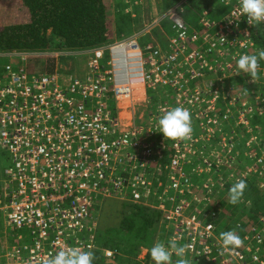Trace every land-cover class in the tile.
I'll use <instances>...</instances> for the list:
<instances>
[{
	"label": "built area",
	"instance_id": "built-area-1",
	"mask_svg": "<svg viewBox=\"0 0 264 264\" xmlns=\"http://www.w3.org/2000/svg\"><path fill=\"white\" fill-rule=\"evenodd\" d=\"M123 1L132 18L136 17L133 11L146 2ZM189 1L172 0L153 21L102 48L75 55L0 52V153L9 163L0 181V264H48L69 248L93 252L91 237L97 224L92 211L108 201L157 211L196 264H228L230 260L245 264L239 252L223 249L212 224L187 215V195H194V201L193 175L210 171L207 161L213 162L214 154L209 144L221 123L236 121L246 126L249 113L263 110L257 100L245 97L234 109L226 108L225 115H210L217 111L219 92L232 90L231 80L246 75H237L239 55L258 56L256 28L264 29V24L249 25L239 13L238 0H219L226 8L219 21L210 22L204 12L198 17L199 27L188 30L183 15ZM165 21L170 33L161 26ZM156 31L149 43L144 41ZM68 56L86 59L84 76L57 68L60 57ZM38 58L54 59V72L33 71L30 66ZM256 76L264 77V59L258 60ZM249 82L258 81L251 78ZM139 87L148 89L150 95L135 100L134 91ZM233 102L231 97L229 105ZM177 106H186L192 125L196 123V130L206 132L204 144H198L195 134L170 143L158 133L159 117ZM196 117L204 123L193 120ZM219 137L223 146L233 149L237 140ZM255 138L249 137L246 145H258ZM261 145L258 153L262 157L264 143ZM169 151L174 156L164 166ZM216 163L229 171L226 181H232V173L238 171L236 159ZM260 170L254 165L241 175L253 173L260 179L257 183H263L264 169L260 166ZM159 174L163 175L161 183L156 180ZM210 182L216 194L220 187L225 188L220 174ZM209 202L203 198V207ZM8 227L27 233L23 248L21 244L7 246ZM261 234L255 236L258 245ZM212 238L214 244H209ZM103 252L113 260L112 250ZM250 264H264V254L252 256Z\"/></svg>",
	"mask_w": 264,
	"mask_h": 264
},
{
	"label": "trees",
	"instance_id": "trees-1",
	"mask_svg": "<svg viewBox=\"0 0 264 264\" xmlns=\"http://www.w3.org/2000/svg\"><path fill=\"white\" fill-rule=\"evenodd\" d=\"M5 1L13 0H0V5ZM171 1L162 0L163 12L172 4ZM145 5H147L146 13L141 11V8L136 9L133 11L136 17L132 18V12L125 9L126 5L123 0H14L13 9L11 8L4 14L7 19L8 17L12 19L13 23L0 30V52H59L75 55L102 48L115 40L127 38L134 30H139L143 24L153 21L160 15V12H156L155 4H153L152 10H149L147 0ZM190 6L189 9L186 8L183 15L185 27L188 30L198 28L195 27L197 18L204 12H207L205 18L212 23L219 21L226 14V8L217 0H193ZM4 16L1 17L2 20ZM22 19H28V22L21 23ZM256 30L255 41L261 51L264 50V29L258 27ZM171 34H173L172 31ZM62 58L66 57H60V59ZM33 61L35 63L30 66L33 71L50 74L56 68V61L52 58L47 60L38 58ZM253 78H256L258 82L250 83L251 77L247 75L233 78L231 80V83L234 84L233 89L219 92L221 98L217 105V111L210 115L216 117L225 115L226 108L234 109L245 97L248 101L257 100L263 110L249 113L246 116V126L239 125L236 121L221 123L220 130L225 126L224 136H232L237 141L233 145V149L229 150L228 146H223L222 138L217 136L220 131L215 133L217 135L213 140H210L209 144L210 152L214 154V161L210 162V158L207 161L210 171L196 172L193 175L191 188L197 189L195 200L191 201L194 195H187V200L190 203L187 215L199 218L205 224H212L213 235L220 243V234L229 230L235 231L241 238L242 245L231 251L239 252L243 256L245 264H250L252 256L262 257L264 254V188H261L264 185V179L260 184L255 182L256 177L253 173H250V176L241 175L245 172L244 170H248L254 165L258 172H262L258 163L261 157L258 150L264 143V77ZM256 90L259 92L254 96L252 91ZM237 95H240L241 98H238ZM231 97L234 102L229 105ZM152 99L155 103L158 102L157 98L152 97ZM199 114L200 111L197 115ZM193 120L197 123H204L198 117ZM192 134H195L194 138L198 144L206 142L204 130H194L192 126ZM252 135L259 143L247 146L246 142ZM167 142L173 143L170 140ZM169 155L170 152L167 153L168 157ZM168 157L162 163L164 166L168 162ZM225 159H236L237 162L235 169L238 171L232 173V181H226L229 171L222 169L223 166L216 163ZM198 162L199 160H196V164ZM219 174L226 183L223 191L218 190V194H216L215 189H210V179L217 180ZM239 175H241L240 180L243 179L247 187L242 200L238 204L232 205L228 200V191L234 184L236 176ZM203 198L210 199L206 207H203ZM104 204L110 206L111 209L102 214V218L104 216L107 220L99 222L100 224L97 225L91 237L95 245L92 252L94 254L93 264H153L149 251L143 258H140L141 249L149 250L156 242L167 243L170 239H174V229L166 228L163 225L164 222L157 211L116 201L102 203V205ZM261 231L262 243L258 245L255 242V236ZM213 241L212 238L208 243L211 244ZM177 245L181 246L179 243ZM104 249L113 251V260L105 257ZM187 257L192 261V264H196L188 254ZM176 259L173 255V264ZM235 262L230 260L228 264H236ZM202 264L213 263L202 261Z\"/></svg>",
	"mask_w": 264,
	"mask_h": 264
},
{
	"label": "clouds",
	"instance_id": "clouds-1",
	"mask_svg": "<svg viewBox=\"0 0 264 264\" xmlns=\"http://www.w3.org/2000/svg\"><path fill=\"white\" fill-rule=\"evenodd\" d=\"M238 8L240 15L245 17L249 25L256 27L264 24V0H238ZM259 59H264V50L259 51L258 56L240 54L236 61L237 75L244 73L251 78L256 77ZM157 129L164 140L175 142L189 139L192 134L189 110L180 106L170 108L159 117ZM246 187L243 179L235 182L228 191L229 203L238 204L244 196ZM220 240L226 251L239 248L243 243L232 230L222 232ZM148 251L153 264H173V255L177 258L175 264H192L187 257L186 247L178 246L175 239H170L167 243L156 242ZM93 260L94 254L91 251L69 248L66 251L61 250L48 264H93Z\"/></svg>",
	"mask_w": 264,
	"mask_h": 264
},
{
	"label": "rangeland",
	"instance_id": "rangeland-1",
	"mask_svg": "<svg viewBox=\"0 0 264 264\" xmlns=\"http://www.w3.org/2000/svg\"><path fill=\"white\" fill-rule=\"evenodd\" d=\"M218 1V3L219 4H221L220 3V1L219 0H217ZM14 6V0L13 1H5V2H1V5H0V30H1V28L2 27H5V26H7V25H10L11 23H13V21H12V19H10L9 17H8V19H7V17L6 16H4V14L5 13H7V12H9L10 11V9L12 8ZM13 9V8H12ZM11 13V12H10ZM10 13H9V15H10ZM2 16H4L3 17V20L1 19V17ZM26 22H28V19H22V21H21V23H26ZM197 22V21H196ZM162 28L167 32V33H170V26H169V24H168V22L167 21H165V22H163L162 23ZM157 32L158 31H156V32H154V33H152L151 35H149V36H146L145 38H144V41L145 42H147V43H149L150 42V38L151 37H154V36H156L157 35ZM219 61H221V60H218L217 59V62H219ZM217 62H214L213 64H216ZM2 63H4V61H2ZM225 63V61H222V64H224ZM63 67V68H67V69H70V71H71V73L72 74H74L75 76H84L85 74H86V70H87V68H86V59L85 58H80V57H78V58H74V57H66L65 59H59L58 60V69L60 70L61 69V66ZM259 92V91H258ZM261 92V91H260ZM253 94V93H252ZM254 96H255V94H253ZM184 107H186V106H183V108ZM194 124H196V123H193V129L194 130H196V126H197V124L196 125H194ZM225 128V126H223L222 128H221V130H220V133L218 134V137L220 136V134H222V135H224L225 133L223 132V129ZM252 144H255V142H253ZM200 152H203V151H201V150H199ZM263 152V151H262ZM168 156L166 155L165 156V158H167ZM262 158V163L260 164V166L262 167V169H264V156H262L261 157ZM188 161H189V165L186 167V170H188L189 171V167L191 166V161H190V159H187ZM8 162H6V158H5V155L4 154H1L0 153V181L3 179V177H4V174H3V170L5 169V168H7V166H8ZM225 170H227V169H225ZM240 170H241V167H240ZM244 171H246V170H244ZM160 176H162L163 177V175H161V174H159V175H157L156 176V180L158 181V183H161V182H163L162 180V177H160ZM260 179H258V178H255V182L257 183L258 181H259ZM0 184H2L1 182H0ZM260 184H262V183H260ZM261 188H264V185H262L261 186ZM218 190H220V191H223L222 190V187H220ZM218 194V193H217ZM194 200H195V198H194ZM197 203L198 202H200V201H196ZM106 204H104V205H101V204H99V205H97L96 206V208H94V210L92 211V216L94 217L93 219H94V221L96 222V224L98 225V224H100V223H102V221L104 220H107L106 218H104V216H103V218H102V214H104L105 212H108L110 209H111V207L110 206H106ZM97 207H98V209H97ZM162 220V219H161ZM100 222V223H99ZM164 225V224H163ZM10 228L11 227H8L7 229H6V231H9L8 232V234H7V238H6V244H7V246L8 247H11V246H13V245H20V247L21 248H23L24 247V245L26 244V240L28 241V239H27V233L24 231V230H22L21 232L20 231H16V230H14V231H11L10 230ZM20 238V239H19ZM181 246H182V244H181ZM142 251H141V254L142 255H140L141 257L140 258H143L144 256H145V254L147 253V251H148V249H145V248H143V249H141ZM1 264H5V262L4 261H2L1 262Z\"/></svg>",
	"mask_w": 264,
	"mask_h": 264
},
{
	"label": "crops",
	"instance_id": "crops-1",
	"mask_svg": "<svg viewBox=\"0 0 264 264\" xmlns=\"http://www.w3.org/2000/svg\"><path fill=\"white\" fill-rule=\"evenodd\" d=\"M148 1V5H149V10H152L153 9V4H155V6H156V12H162V8H161V5H162V0H147ZM151 1H153L154 3H152ZM193 0H190L189 1V3L187 4V9H189L191 6H190V3L192 2ZM170 7V6H169ZM145 8V9H144ZM146 8H147V5H145L142 9H140L141 11H145V13H146ZM186 9V10H187ZM186 10H185V12H186ZM198 19V21H197V25H195V27H199V18H197ZM200 30V29H199ZM135 31H137V30H134L132 33H134ZM132 35V34H131ZM131 35H129V36H131ZM128 36V37H129ZM218 63H220V61L218 62ZM249 87H252V85H249ZM256 91H258V90H256ZM252 92H254V91H252ZM149 95V90L148 89H143V87H139V88H137L135 91H134V99L135 100H141L144 96H148ZM252 101H254V100H252ZM229 102H230V100H229ZM139 113V112H138ZM140 114V113H139ZM170 152V155H169V157H168V162L166 163V165H169V163H170V161L172 160V158H173V156H174V152L173 151H169Z\"/></svg>",
	"mask_w": 264,
	"mask_h": 264
}]
</instances>
